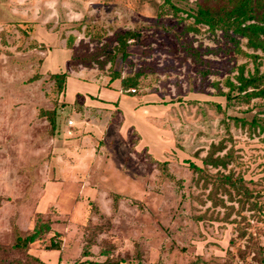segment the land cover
Instances as JSON below:
<instances>
[{
    "label": "rangeland",
    "instance_id": "obj_1",
    "mask_svg": "<svg viewBox=\"0 0 264 264\" xmlns=\"http://www.w3.org/2000/svg\"><path fill=\"white\" fill-rule=\"evenodd\" d=\"M222 2L0 0V264H264V51L195 22Z\"/></svg>",
    "mask_w": 264,
    "mask_h": 264
},
{
    "label": "trees",
    "instance_id": "obj_2",
    "mask_svg": "<svg viewBox=\"0 0 264 264\" xmlns=\"http://www.w3.org/2000/svg\"><path fill=\"white\" fill-rule=\"evenodd\" d=\"M195 22L207 26L211 31L216 29L231 30L233 35L244 37L248 40V44L252 48L264 51V0H223L218 8H207L203 5L199 6L194 14ZM133 35L127 34L123 38V44L126 43ZM233 40V38H231ZM55 79L58 86L63 84L65 74H53L51 76ZM264 80V74L258 73L244 78H238L239 86L238 91L244 93L246 97H260L264 96V89L258 91L247 92L249 88L257 89V85L261 84ZM124 87H128L129 81L127 79L121 80ZM228 99V97H227ZM40 115L45 117L50 124L51 133L54 132L56 127L54 111L40 110ZM205 163L209 162L212 165H218L222 160H211L207 158ZM194 170L200 171L196 166L191 165ZM213 181H218L227 184L235 189L241 188L240 180L232 179L231 177L211 178ZM49 230L48 227L37 224L34 230L26 235L18 233L16 236V243L14 248L18 250L27 249L28 245L35 242L41 237L42 232ZM49 250H58L57 246H50ZM26 260L22 264H45L40 259L32 256L29 252L25 254Z\"/></svg>",
    "mask_w": 264,
    "mask_h": 264
},
{
    "label": "crops",
    "instance_id": "obj_3",
    "mask_svg": "<svg viewBox=\"0 0 264 264\" xmlns=\"http://www.w3.org/2000/svg\"><path fill=\"white\" fill-rule=\"evenodd\" d=\"M94 87V93L91 94L93 95L94 97L97 98V100L99 101H104L108 104L106 105H112V104H115V103H118L120 109H123L124 108V102H129L130 106V110L133 109V106L134 105H137L138 104V100L137 99H134V97H129V96H125L123 95L121 89L117 86H114L115 89L114 90H109L105 87H102L101 85L99 86H93ZM126 98H128V100L126 101ZM125 114V113H124ZM126 116V114L124 115ZM132 117H134L135 119L140 117V114L138 115H133ZM30 255L40 259L42 261V256L40 254H34V253H29ZM42 254V253H41ZM54 254V253H53Z\"/></svg>",
    "mask_w": 264,
    "mask_h": 264
},
{
    "label": "built area",
    "instance_id": "obj_4",
    "mask_svg": "<svg viewBox=\"0 0 264 264\" xmlns=\"http://www.w3.org/2000/svg\"><path fill=\"white\" fill-rule=\"evenodd\" d=\"M68 125H70V126H71V125H72V122H71V121H69V122H68Z\"/></svg>",
    "mask_w": 264,
    "mask_h": 264
}]
</instances>
